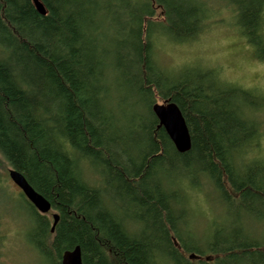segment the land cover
I'll return each instance as SVG.
<instances>
[{
    "label": "trees",
    "instance_id": "1",
    "mask_svg": "<svg viewBox=\"0 0 264 264\" xmlns=\"http://www.w3.org/2000/svg\"><path fill=\"white\" fill-rule=\"evenodd\" d=\"M222 1L264 63V0ZM39 2L44 16L0 0V172H18L58 215L51 233L20 192L34 249L51 264L75 247L83 264H264V161L249 157L263 98L213 70L168 69L156 50L196 41L211 5ZM168 103L189 132L182 154L153 113ZM205 187L229 224L189 245L180 229L194 234L190 195Z\"/></svg>",
    "mask_w": 264,
    "mask_h": 264
},
{
    "label": "rangeland",
    "instance_id": "2",
    "mask_svg": "<svg viewBox=\"0 0 264 264\" xmlns=\"http://www.w3.org/2000/svg\"><path fill=\"white\" fill-rule=\"evenodd\" d=\"M201 1L213 8L205 32L196 41L185 44L159 41L156 50L160 62L174 70L183 66L213 70L223 83L250 91L264 100V63L254 56L253 49L234 25L231 9L222 0ZM258 118L263 121V129L258 145L252 148L249 157L264 161V111ZM7 170L0 172V264H51L50 259L40 255L28 240L30 212L17 198L20 191L9 179ZM190 199L192 215L188 223L195 236L180 229L181 235L189 245L196 244L201 238L196 232L207 236L199 241L203 246L212 235L213 226L226 228L229 224L226 210L216 201L210 188L205 187L200 194L192 193ZM52 213L47 215L50 222ZM255 228H261V225L256 224Z\"/></svg>",
    "mask_w": 264,
    "mask_h": 264
},
{
    "label": "water",
    "instance_id": "3",
    "mask_svg": "<svg viewBox=\"0 0 264 264\" xmlns=\"http://www.w3.org/2000/svg\"><path fill=\"white\" fill-rule=\"evenodd\" d=\"M30 1L36 11L44 16L45 11L39 0ZM153 113L159 122V126L164 129L175 150L180 154L187 152L190 149V137L184 118L178 107L173 103L155 105ZM8 177L39 215L47 216L51 213L50 204L28 185L22 175L10 169ZM51 218L53 222L50 231L52 233L58 221V215L52 213ZM60 264H83L80 248L75 247L71 251H65L61 256Z\"/></svg>",
    "mask_w": 264,
    "mask_h": 264
}]
</instances>
